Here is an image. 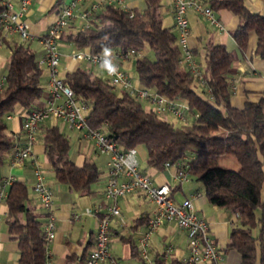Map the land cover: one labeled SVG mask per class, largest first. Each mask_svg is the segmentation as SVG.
Instances as JSON below:
<instances>
[{"label":"trees","instance_id":"obj_1","mask_svg":"<svg viewBox=\"0 0 264 264\" xmlns=\"http://www.w3.org/2000/svg\"><path fill=\"white\" fill-rule=\"evenodd\" d=\"M143 3L141 9H124L103 0L96 18L86 27L61 33L60 37L92 52L145 47L148 51L132 58L138 83L168 97L184 99L190 111L196 112L194 118L173 124L126 90L111 86L106 77L87 66L65 69L61 79L86 102L88 125L101 128L122 147L142 144L147 165L159 169L165 160L173 162L185 155L188 175L198 181L206 199L235 214L223 248H234L239 264H264V95L244 100L241 106L230 103L232 87L226 75L234 53L220 42L205 44L200 66L205 85L193 87L195 76L180 69L178 63L180 48L175 33L161 22V0ZM207 3L235 13L238 22L230 33L237 47L243 51L248 32L253 31L252 52L264 59V3L259 10L251 9L244 0ZM59 4L56 0L51 8ZM0 39L7 47L4 83L0 86L1 164L10 155L12 141L6 115L17 106L26 110L37 106L35 100L43 95L44 88L40 82L42 65L26 39H7L1 34ZM40 126L42 145L54 177L79 193L92 192L91 183L99 175L95 163L73 161L69 138L56 123ZM223 155L233 157L238 166L223 164ZM31 201L22 180L9 182L4 196L7 232L16 242L18 264H47L43 223ZM82 256L83 261L85 255ZM62 264L73 263L66 260Z\"/></svg>","mask_w":264,"mask_h":264},{"label":"crops","instance_id":"obj_2","mask_svg":"<svg viewBox=\"0 0 264 264\" xmlns=\"http://www.w3.org/2000/svg\"><path fill=\"white\" fill-rule=\"evenodd\" d=\"M10 1L14 6L19 4V0ZM55 1L29 0L27 2L21 17L26 20L28 28L34 34V37L26 40H34L35 35L42 33L47 24L54 18L57 6L51 8V5ZM63 1L66 0H59V3ZM93 1L101 2L103 0H79V7H85ZM201 1L207 3V0ZM244 1L253 10H259L264 3V0ZM121 3L127 7L134 6L139 9L144 5L143 0H121ZM116 5L118 4L116 3ZM213 10L222 27L210 23L203 14L191 10L186 11L188 23L186 41L199 66L203 65L205 44L208 41L223 43L228 49L233 51L234 56L226 75L232 87L229 100L231 104L241 106L244 100H255L260 95H264V59L254 55L252 52L255 40L253 31L248 32L244 50L240 51L237 47L230 33V30L238 22V17L235 13L225 7L213 8ZM160 16L161 22L169 26L176 35L172 9L168 0H161ZM78 27L79 21L74 18L65 27L62 34ZM5 38L17 39L16 36ZM60 42L61 44L59 45ZM2 45L4 43L0 39V46ZM36 46L32 50L35 57L38 58L42 54V44L38 38ZM57 46L59 50L58 69L61 75L65 69L74 68L76 65L86 66L83 60H76L70 56L71 52H68V49L78 48L71 42L60 37ZM112 50L113 48H108L107 52ZM145 51H148L145 47L141 49V53ZM117 61L122 68L130 73L131 78L138 83L136 74L133 77L131 72L134 67L132 58L117 59ZM180 68L185 69L182 65H180ZM91 69L97 74L106 77L101 68L91 67ZM41 77L43 78L44 93L35 100L36 105L43 104L47 96V68L44 65L41 66ZM196 87H201L197 81ZM25 111V108L17 106L14 111L8 114L6 121L9 131L21 132V122ZM47 118L57 117L48 116ZM47 118L41 119L38 123L37 138L32 146L31 158H26L21 165H14L9 162V156L7 155L0 164V177L9 175L12 180H22L26 184L27 191L32 197L31 205L43 223L47 211L38 203L37 197L31 188L34 174L30 160L33 158L39 163L44 182L52 191L50 211L55 221L53 236L47 241L46 263L62 264L66 260H70L73 264H82V255H86L92 246L96 217L91 214L81 213L79 218H74L71 216V212L82 210L86 205L93 206L98 203L103 205L107 202L102 198V189L107 175L106 156L95 150L90 138L82 136L81 133L78 134L76 150L69 151V155L77 164H80L83 160H91L95 163L99 170V175L97 180L91 183L93 191L79 193L71 189L66 183L58 181L53 175L41 141L40 125L48 123L46 122ZM66 123L56 124L62 131L64 126L73 128ZM81 139L91 142L93 152L82 146ZM137 146L135 145V147ZM135 149L137 153L138 149ZM92 153L96 155L93 156ZM139 153L142 156L143 150L139 149ZM144 164V166L138 165V167L147 173L154 182H168L171 195L175 200H179L184 196H191L196 213L208 221L207 232L212 242L221 252L222 257L219 260V264H239L238 252L234 248H223L228 239V230L235 218V214L209 202L198 181L192 179L189 175L186 180L178 181L173 176L174 167L172 165L162 166L158 169L147 165L145 158ZM8 184L9 182L5 184V190H7ZM116 202L119 214L111 217L108 234L109 251L112 255L120 259L123 264H185L184 257L187 254V242L184 228L171 220L159 223L149 232L147 254L146 257H141L138 253L137 238L146 228V219L153 208V203L138 190L117 196ZM17 257L16 242L9 237L7 232L6 204L4 198H2L0 200V264H18ZM96 264L109 263L106 260H100Z\"/></svg>","mask_w":264,"mask_h":264},{"label":"built area","instance_id":"obj_3","mask_svg":"<svg viewBox=\"0 0 264 264\" xmlns=\"http://www.w3.org/2000/svg\"><path fill=\"white\" fill-rule=\"evenodd\" d=\"M29 0H19L14 6L10 0H2L0 8V34L4 37L29 39L34 34L28 24L21 17L22 11ZM113 1L124 9H129L121 0ZM174 27L176 29L175 42L180 48L178 63L191 72L200 85H205L201 68L195 60L192 50L187 44L186 37L188 23L186 11L191 10L203 14L210 23L222 27L214 14L213 8L201 0H168ZM99 2L93 1L85 7H79V0H66L57 7L54 18L47 24L44 31L35 35L42 44V54L37 58L40 65L47 68V96L41 105L25 111L21 122V132H11V146L9 162L21 165L26 158H31L32 146L37 138L38 123L41 119L53 116L67 122V124L81 131L82 136L90 138L94 148L106 156L107 175L102 189L103 205L98 203L86 205L82 210L72 211L71 216L79 218L81 213L96 217L93 243L87 251L82 264H96L106 260L109 264H123L120 259L109 251V221L113 215L119 214L116 197L127 192L138 190L152 203L153 208L146 219V228L137 238L138 253L146 257L148 234L163 221H174L185 229L187 254L185 264H219L222 255L210 239L208 221L198 215L194 209L191 196H184L175 200L170 193L168 182H154L143 172L135 158V146L122 147L99 127H92L86 121L87 104L73 93L72 88L61 79L58 69L59 50L58 39L65 27L72 19L77 18L79 27H86L96 18ZM132 11L129 10V15ZM141 49L132 46L113 48L111 52H92L78 47L70 53L76 60H83L87 67H99L103 70L107 81L113 87H120L136 98L143 100L145 106L157 114H170L175 118L186 121L194 118L196 112L190 111L187 102L178 97H168L151 87L141 85L131 78L130 73L122 68L117 59L133 58L140 55ZM4 83V74L0 73V86ZM8 116V114L6 115ZM34 181L31 185L38 203L47 211L43 221L44 238L48 241L54 233L55 221L51 213L52 191L44 182L39 163L31 159ZM174 167L173 176L178 181L188 178L186 156L169 162L165 160L163 166ZM12 180L11 176L0 177V200L6 194L5 184ZM47 252V249H46Z\"/></svg>","mask_w":264,"mask_h":264},{"label":"rangeland","instance_id":"obj_4","mask_svg":"<svg viewBox=\"0 0 264 264\" xmlns=\"http://www.w3.org/2000/svg\"><path fill=\"white\" fill-rule=\"evenodd\" d=\"M34 37V36H33ZM32 37V38H33ZM27 43H28V45L32 48V49H34V48H36L37 46H36V41H37V38L35 37L34 38V40H25ZM61 44V42L59 43V45ZM73 50H76L75 48L74 49H68V52H72ZM6 56H7V47L5 46V45H2V46H0V73L2 74L3 73V71L5 70V63H6ZM132 68V67H131ZM134 68V67H133ZM131 69V72H132V76L134 77L135 76V71H134V69ZM180 69H182V68H180ZM40 82H41V84H43V78L41 77V79H40ZM192 84V86L193 87H195V88H197L196 87V81L195 80H193V82L191 83ZM141 102H142V104H144L145 105V103H144V101L143 100H141ZM45 118H47V117H45ZM165 118L168 120V121H171L173 124H179V123H181V122H183V121H181V120H179V119H177V118H175L174 116H172V115H170V114H167L166 116H165ZM44 119V118H43ZM191 120V119H190ZM190 120H186V121H190ZM46 122H48V123H57L58 125H60V124H62L63 122L65 123V121H63V120H61V119H57V118H47L46 119ZM67 124V123H66ZM61 127V126H60ZM67 133H66V132ZM63 132L68 136V138H69V143H70V148H69V151H75L76 150V147H77V145H78V142H77V136H78V134H80L81 133V131L80 130H77V129H75V128H68V127H66V126H64V130H63ZM81 144H82V146L85 148H87V150H89V151H91V152H93L92 151V145H91V142L90 141H87V140H85V139H81ZM138 145V146H137ZM136 146L137 147H135V148H137L138 150H137V153L135 152V158H136V161H137V163H138V165H141V166H144L145 164H144V158H143V155H144V152H145V150H144V147H143V145H140V144H137ZM139 149H142L143 150V154H142V156L140 155V153H139ZM135 151H136V149H135ZM92 155L93 156H95L96 154H94V153H92ZM220 161L223 163V164H225V165H227V166H230V167H232V168H236L237 166H238V163H237V161L233 158V157H231V156H229V155H223L222 157H221V159H220ZM256 211H258V209H256Z\"/></svg>","mask_w":264,"mask_h":264}]
</instances>
